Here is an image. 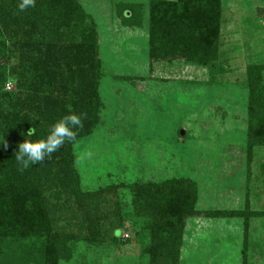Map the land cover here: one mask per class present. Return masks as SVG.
Listing matches in <instances>:
<instances>
[{
	"label": "trees",
	"instance_id": "1",
	"mask_svg": "<svg viewBox=\"0 0 264 264\" xmlns=\"http://www.w3.org/2000/svg\"><path fill=\"white\" fill-rule=\"evenodd\" d=\"M18 3L0 0V264H61L73 259L79 244L98 253L129 244L122 235L127 221L137 227L133 239L146 264H180L188 219L244 216L198 211L197 185L186 177L85 189L74 147L98 126L103 107L96 23L78 0H36L24 12ZM221 3L149 0L150 62L215 63ZM140 11L137 5L118 8L122 22L132 26ZM262 69H247L248 154L264 146ZM10 80L16 84L13 93L5 89ZM72 113L83 114L75 140L21 172L17 146L45 139L55 122ZM33 127L35 135L26 136Z\"/></svg>",
	"mask_w": 264,
	"mask_h": 264
},
{
	"label": "rangeland",
	"instance_id": "2",
	"mask_svg": "<svg viewBox=\"0 0 264 264\" xmlns=\"http://www.w3.org/2000/svg\"><path fill=\"white\" fill-rule=\"evenodd\" d=\"M78 1L96 23L103 71L99 124L74 147L84 188L190 178L198 211L244 216L188 219L180 264H264V146L246 147L248 67L262 66L264 84V0H222L219 57L205 67L150 62L149 0ZM120 5L141 9L136 25L122 22ZM136 230L127 221L129 244H79L61 264H146Z\"/></svg>",
	"mask_w": 264,
	"mask_h": 264
},
{
	"label": "clouds",
	"instance_id": "3",
	"mask_svg": "<svg viewBox=\"0 0 264 264\" xmlns=\"http://www.w3.org/2000/svg\"><path fill=\"white\" fill-rule=\"evenodd\" d=\"M36 6V0H19L17 9L24 12L29 8ZM83 114L77 115L75 113L62 117L55 122L49 130L45 139L35 142L25 141L17 146L15 152V160L19 165V170L22 172L29 169L35 164H38L60 149L66 142H71L76 138V131L82 127ZM36 129L31 128L25 135L28 137L34 136ZM3 143V140L2 142ZM7 147V145H4Z\"/></svg>",
	"mask_w": 264,
	"mask_h": 264
},
{
	"label": "water",
	"instance_id": "4",
	"mask_svg": "<svg viewBox=\"0 0 264 264\" xmlns=\"http://www.w3.org/2000/svg\"><path fill=\"white\" fill-rule=\"evenodd\" d=\"M180 135H181V136H183V135H184V133L181 131V132H180Z\"/></svg>",
	"mask_w": 264,
	"mask_h": 264
}]
</instances>
